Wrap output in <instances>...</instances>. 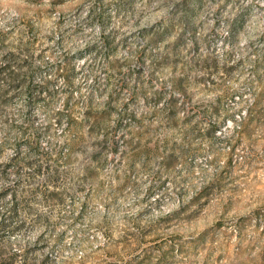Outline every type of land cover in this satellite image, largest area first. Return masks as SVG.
I'll use <instances>...</instances> for the list:
<instances>
[{"label": "rangeland", "instance_id": "374dc122", "mask_svg": "<svg viewBox=\"0 0 264 264\" xmlns=\"http://www.w3.org/2000/svg\"><path fill=\"white\" fill-rule=\"evenodd\" d=\"M6 64L0 264H264V0H0Z\"/></svg>", "mask_w": 264, "mask_h": 264}, {"label": "trees", "instance_id": "16d2710c", "mask_svg": "<svg viewBox=\"0 0 264 264\" xmlns=\"http://www.w3.org/2000/svg\"><path fill=\"white\" fill-rule=\"evenodd\" d=\"M192 27L185 23V29H191ZM12 57H14L12 55ZM9 64V63H8ZM8 64L4 65L3 67H0V79L2 74L4 73L5 75H8V80L13 81L14 77H15V72L13 71L12 67L8 66ZM9 89H7L6 91L0 92V105L2 104L3 100L8 96V94H10L11 91H13V88L10 86V84L8 85ZM28 93L31 92L30 88L27 89ZM10 163V162H9ZM9 166V165H8ZM8 166H3L0 164V177H3L6 174V170L8 168ZM43 167L39 166L37 167V174H42L43 176H46L48 178V180L50 181L51 184L55 185V182L60 178L62 171H57V169H49V168H44L42 170ZM14 192V191H13ZM13 192H10V196L16 198L15 194ZM6 193H1V196L3 197ZM62 194L55 192V191H51L48 193V195L46 196V198H50L52 201H58L60 196ZM4 227V225L2 223H0V228Z\"/></svg>", "mask_w": 264, "mask_h": 264}]
</instances>
